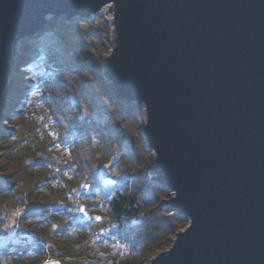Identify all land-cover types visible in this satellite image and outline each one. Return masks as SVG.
<instances>
[{"label": "water", "instance_id": "water-1", "mask_svg": "<svg viewBox=\"0 0 264 264\" xmlns=\"http://www.w3.org/2000/svg\"><path fill=\"white\" fill-rule=\"evenodd\" d=\"M106 4L103 78L114 99L143 105L150 180L190 221L148 264H264V0H0V101L17 45ZM94 221V237L109 235Z\"/></svg>", "mask_w": 264, "mask_h": 264}, {"label": "trees", "instance_id": "trees-1", "mask_svg": "<svg viewBox=\"0 0 264 264\" xmlns=\"http://www.w3.org/2000/svg\"><path fill=\"white\" fill-rule=\"evenodd\" d=\"M32 36L19 44L13 65L29 63L28 77L7 82L0 118L34 83L37 95L31 96V103L39 98L48 110L40 114L49 117L57 142L70 145L73 179L54 181L52 170L37 167L45 158L42 147L29 145L34 134L17 140V133L13 139L0 133V241H5L0 264H41L45 259L63 264H146L169 246L185 221L163 207L168 192L147 177L149 151L137 132L138 109L114 99L103 79L108 24L103 19L50 21ZM118 119L125 128L120 134L113 130ZM17 162L22 169L17 170ZM102 165L108 166L105 173L114 185H96ZM19 176L24 184L17 181ZM80 181L90 185V193L79 189ZM80 206L109 223L110 235L119 244L113 255L102 246L108 237L93 236V219L81 221Z\"/></svg>", "mask_w": 264, "mask_h": 264}, {"label": "rangeland", "instance_id": "rangeland-1", "mask_svg": "<svg viewBox=\"0 0 264 264\" xmlns=\"http://www.w3.org/2000/svg\"><path fill=\"white\" fill-rule=\"evenodd\" d=\"M107 17L112 18V13L109 12L107 14ZM96 19L102 20L103 18H100V17H95L94 19L90 18L88 21H85V22L95 21ZM103 20L106 21V23L108 24V29H109L108 50H109L110 49V27L111 26H110V23L106 19H103ZM53 21H58V19H55ZM75 22H78V21H73V22L70 21L68 23L73 24ZM102 31L105 33V29ZM108 50H107V52H108ZM107 52H106L105 56L107 55ZM17 54H18V48L16 49L15 57L17 56ZM28 65H29V63L24 64V65L19 64L15 68L13 67L12 73H11L8 81L10 79L12 80L14 78V80H17V82H19L20 79L27 78L28 74L26 73V68L28 67ZM34 89H35L34 83H31L29 85V89H25L20 94L17 95L16 104L10 108L9 114L0 118V133L5 134L7 139H13L15 137V134L17 133V140H19V138L23 137L25 134H27L26 137L34 134L33 135L34 137L30 136L28 138L29 139V145H31V142H32L33 145H39L40 147H42L43 148L42 158H45V159H42V160L37 162V167H41L40 169H43L45 171H46V169H47V171L52 170V173H50V176L56 177V179L54 181H57L60 178H65L68 181L72 180L73 178L71 175H72V169L73 168L70 167V164H71V157H70V152H69L70 145H62V144L57 142L56 135L54 134V132L50 128L51 121H50L49 117L46 116L45 114H43V115L40 114V112L47 113L48 110L45 109L46 106L41 101H38L39 98L37 97V101L34 103H31V96H32L31 93L35 92ZM30 90H31V92H30ZM109 91H110V89H109ZM1 102H2V97H1V101H0V111H2ZM30 104H33L32 105L33 109H32V107H30ZM5 106H7V105H5ZM136 108L138 109V112H139L140 124H141V125H139V129H137V132L139 133L141 140H142V136L144 135L143 130H142V124L144 121V117L141 115V107L139 106ZM36 111L38 114L35 113ZM16 122H17V124H16ZM117 122L121 123V126H122L123 131H124L125 128L123 126L122 120H120V119L115 121L113 128ZM19 124L22 125V128H21V126H19ZM142 141H144V140H142ZM24 143H26V141L20 143L19 144L20 147L22 145H24ZM144 145L145 144H143V148L145 147ZM148 153H149V156H148L149 166L147 168V177H148L149 181L152 182V180H150L149 170L150 169L152 170V168L154 167V161L152 158V152L149 151ZM46 158H48V161L46 160ZM28 162H30V159L25 161V163H28ZM22 164H23V162H22ZM44 165L47 166L46 169L44 168ZM19 166H20V163L17 162V170L22 169V166L21 167H19ZM107 167L108 166H106V165H102L99 168L98 177H97L98 181L96 182L97 186H98V182H99L100 178H102L104 176H108L105 173ZM51 174H53V175H51ZM17 175H19V174H17ZM17 181H21V183L23 182V184L25 182L24 179L20 176L17 178ZM27 183L29 185L32 183V181L28 179V180H26V184ZM83 185H88L89 188L88 189H82ZM78 186H79V189L82 190V192L90 193V191H89L90 185L87 182L80 181V182H78ZM24 191H25V189H24ZM167 192H169V191H167ZM171 197H172V194H171V192H169L167 198H165V201L169 200ZM163 202H164V200H163ZM163 207H165L164 204H163ZM84 211H85V208H84ZM85 212L88 214L90 219L91 218L93 219V222H95L94 218L99 216V215L89 214L88 211H85ZM170 215H171V213H170ZM184 221H185V225H187V218L184 219ZM102 223L103 222L101 219L100 224H102ZM104 223H108V222H104ZM96 225L98 226V224H96V223L92 226L94 227ZM184 226L181 229H179L178 231L183 230ZM108 230H109V233L112 232L111 227ZM0 231H3V227H0ZM109 235L106 236V237H108V241H104L105 243L102 246L103 247H105V246L109 247L110 253L112 254V253L116 252V250H117L116 247L119 246V244L115 241L114 235H110V236ZM96 238L98 240L102 239V238H98V237H96ZM173 238H172V240H173ZM4 242L5 241H0V245L3 244ZM18 242L19 241L17 239V244H18ZM113 242H116V244H113ZM171 243H172V241L169 243V246L166 249L161 250V251H167L170 248ZM109 250H108V252H109ZM153 257H151L150 259H152ZM148 262H149V260L147 261L146 264H148ZM103 263H104L103 261H100L99 264H103Z\"/></svg>", "mask_w": 264, "mask_h": 264}, {"label": "bare ground", "instance_id": "bare-ground-1", "mask_svg": "<svg viewBox=\"0 0 264 264\" xmlns=\"http://www.w3.org/2000/svg\"><path fill=\"white\" fill-rule=\"evenodd\" d=\"M109 6H110V4H106V5H104L101 9H100V11L98 12V14L97 15H91L90 16V18L91 19H94L95 17H100V18H103V19H108V17H107V14L109 13V12H111L112 13V10H110L109 11ZM49 17V16H48ZM48 17H46V18H48ZM48 19H50V18H48ZM111 19V18H110ZM53 21V20H52ZM58 21H60V22H62V23H66V24H69L68 23V21H66V20H64V19H61V18H59L58 19ZM73 21H75V20H73ZM73 21H71V22H73ZM107 21H109V20H107ZM26 41V40H25ZM24 42V41H23ZM22 43V42H21ZM18 46L19 45H17V47H16V49L18 48ZM127 105H129V104H127ZM140 107H141V115L143 116V117H145V111H144V109H143V105L141 104V105H139ZM149 176H150V178L151 177H153V174H149ZM160 187V186H159ZM161 188V187H160ZM163 189V188H162ZM169 193V192H168ZM180 219H186V217H179ZM190 225V221H189V219L187 218V225H185L184 226V228H183V230H185L188 226ZM181 231V230H180Z\"/></svg>", "mask_w": 264, "mask_h": 264}, {"label": "built area", "instance_id": "built-area-1", "mask_svg": "<svg viewBox=\"0 0 264 264\" xmlns=\"http://www.w3.org/2000/svg\"><path fill=\"white\" fill-rule=\"evenodd\" d=\"M41 264H63V263L52 259H45Z\"/></svg>", "mask_w": 264, "mask_h": 264}, {"label": "snow or ice", "instance_id": "snow-or-ice-1", "mask_svg": "<svg viewBox=\"0 0 264 264\" xmlns=\"http://www.w3.org/2000/svg\"><path fill=\"white\" fill-rule=\"evenodd\" d=\"M48 84H49V87H50L51 86V82L49 81ZM37 87H39V85H37ZM31 95L33 97H35L37 94L35 92H32ZM85 187H87V185H85ZM81 211H83V209H81ZM96 219H99V217H96Z\"/></svg>", "mask_w": 264, "mask_h": 264}, {"label": "flooded vegetation", "instance_id": "flooded-vegetation-1", "mask_svg": "<svg viewBox=\"0 0 264 264\" xmlns=\"http://www.w3.org/2000/svg\"><path fill=\"white\" fill-rule=\"evenodd\" d=\"M93 227V226H92Z\"/></svg>", "mask_w": 264, "mask_h": 264}]
</instances>
